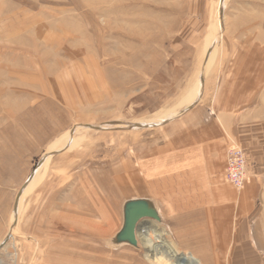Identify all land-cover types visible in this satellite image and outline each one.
<instances>
[{
	"label": "rangeland",
	"instance_id": "1",
	"mask_svg": "<svg viewBox=\"0 0 264 264\" xmlns=\"http://www.w3.org/2000/svg\"><path fill=\"white\" fill-rule=\"evenodd\" d=\"M259 22L264 0H0V264H160L148 233L178 256L263 264L264 229L220 254L185 253L150 219L118 241L141 140L239 80L264 87Z\"/></svg>",
	"mask_w": 264,
	"mask_h": 264
},
{
	"label": "crops",
	"instance_id": "2",
	"mask_svg": "<svg viewBox=\"0 0 264 264\" xmlns=\"http://www.w3.org/2000/svg\"><path fill=\"white\" fill-rule=\"evenodd\" d=\"M259 23L252 27L264 29ZM263 90L259 82L239 80L216 101H199L159 125L141 140L137 154L126 157L122 179L130 201L151 206L185 253H231L220 239L264 229V137L252 130L264 127V118L255 112L264 104ZM231 138L253 164V176L240 193L223 178Z\"/></svg>",
	"mask_w": 264,
	"mask_h": 264
},
{
	"label": "water",
	"instance_id": "3",
	"mask_svg": "<svg viewBox=\"0 0 264 264\" xmlns=\"http://www.w3.org/2000/svg\"><path fill=\"white\" fill-rule=\"evenodd\" d=\"M141 219L159 221L157 212L144 201H130L124 205V226L118 236V241L136 245L135 228ZM141 226L138 228L140 229ZM138 229V230H139Z\"/></svg>",
	"mask_w": 264,
	"mask_h": 264
},
{
	"label": "built area",
	"instance_id": "4",
	"mask_svg": "<svg viewBox=\"0 0 264 264\" xmlns=\"http://www.w3.org/2000/svg\"><path fill=\"white\" fill-rule=\"evenodd\" d=\"M223 178L226 183L236 190L243 189L249 178L245 154L232 139L228 141L227 164Z\"/></svg>",
	"mask_w": 264,
	"mask_h": 264
},
{
	"label": "bare ground",
	"instance_id": "5",
	"mask_svg": "<svg viewBox=\"0 0 264 264\" xmlns=\"http://www.w3.org/2000/svg\"><path fill=\"white\" fill-rule=\"evenodd\" d=\"M122 62V61H121ZM121 62L119 63V64H121ZM116 65V64H115ZM119 67V66H118ZM159 217V216H158ZM142 220H144V219H141V220H139L138 222H137V224H136V228H135V232H134V235H135V239H136V232H137V229H138V225H139V223L142 221ZM154 221V220H153ZM155 222H159V221H155ZM151 234V233H150ZM149 233L147 234V235H145L144 237H143V243L145 244L146 243V245H145V247H147L148 248V251L149 252H151V253H154L155 254V257L153 256V262H156V263H160V264H198V262H197V260L199 261V264H219L218 262H216L215 260H212V262H206V263H204V262H202V260L201 259H197V258H194V257H189V258H186V257H182V256H178V255H176V253H174V251L171 249V247L170 246H166V244H165V242H164V240L160 237V236H158V235H156V234H154V235H156V236H158L157 238H156V242L158 243V244H160V245H155V244H153L152 243V241L150 242L149 240H148V236L150 235ZM153 236V235H152ZM152 239H153V237H152ZM160 239V240H159ZM162 240V241H161ZM223 241L225 240V239H222ZM228 240V239H227ZM229 241V240H228ZM136 244H138L137 243V239H136ZM161 248H163V250L161 249ZM159 252H161V253H163L164 254V256H162L161 258H160V256H158V254L157 253H159ZM162 254V255H163ZM148 256V255H147ZM205 258H206V260H207V257L206 256H204ZM233 257V256H232ZM260 258V257H259ZM185 261V262H184ZM264 264V263H263Z\"/></svg>",
	"mask_w": 264,
	"mask_h": 264
}]
</instances>
